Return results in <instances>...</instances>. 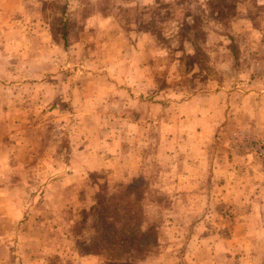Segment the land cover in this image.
<instances>
[{
    "label": "rangeland",
    "instance_id": "1",
    "mask_svg": "<svg viewBox=\"0 0 264 264\" xmlns=\"http://www.w3.org/2000/svg\"><path fill=\"white\" fill-rule=\"evenodd\" d=\"M250 28L263 0H0V264H264L259 216L208 181L212 154L264 160V123L232 98L202 139L178 111L263 79Z\"/></svg>",
    "mask_w": 264,
    "mask_h": 264
},
{
    "label": "crops",
    "instance_id": "2",
    "mask_svg": "<svg viewBox=\"0 0 264 264\" xmlns=\"http://www.w3.org/2000/svg\"><path fill=\"white\" fill-rule=\"evenodd\" d=\"M250 33L255 37L261 36L260 41L264 39V30L261 32L250 28ZM232 98L233 100L240 99L241 102L237 104L238 109L252 119L247 123L260 124L259 121L264 123V76L263 79L247 78L243 85L228 89L220 88L210 92L191 94L179 105L180 122L182 125L186 123L189 126L190 124L188 127L190 131L200 129L202 139H209L216 134L220 124L226 119H232L234 105L230 107L231 102L229 101ZM186 127L183 129L185 132ZM193 135L197 139V133ZM206 144H212L213 149V142ZM217 161L218 159H214L213 154L208 161L210 171L208 181H211L212 197H221L225 203L232 205L235 212L248 211L249 214H257L260 219L256 221L257 227L264 229V160L249 159L241 164L243 167L237 173L232 172L234 165L229 160L224 159L222 164ZM191 211L199 213L200 207L192 206ZM194 262L196 264H216V255L208 252L204 256H197Z\"/></svg>",
    "mask_w": 264,
    "mask_h": 264
},
{
    "label": "trees",
    "instance_id": "3",
    "mask_svg": "<svg viewBox=\"0 0 264 264\" xmlns=\"http://www.w3.org/2000/svg\"><path fill=\"white\" fill-rule=\"evenodd\" d=\"M143 211H144L145 213H146V212L149 213L148 211H145V210H143ZM151 224H152L151 222H147V223H146V226L151 225ZM157 228H159V227H157ZM118 242H119V246H121V247L124 246L122 240H118ZM156 243H157V242H156ZM160 254H161V250H160V251H157V253L154 254L155 256H153L152 254H149V255L146 256V258L156 259Z\"/></svg>",
    "mask_w": 264,
    "mask_h": 264
}]
</instances>
